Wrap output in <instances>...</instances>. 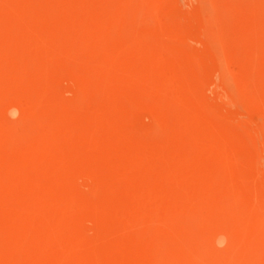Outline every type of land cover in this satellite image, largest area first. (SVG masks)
I'll return each mask as SVG.
<instances>
[{"label": "rangeland", "instance_id": "374dc122", "mask_svg": "<svg viewBox=\"0 0 264 264\" xmlns=\"http://www.w3.org/2000/svg\"><path fill=\"white\" fill-rule=\"evenodd\" d=\"M0 264H264V0H0Z\"/></svg>", "mask_w": 264, "mask_h": 264}]
</instances>
